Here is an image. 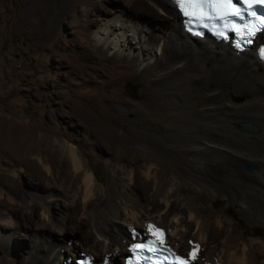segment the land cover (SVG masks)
Here are the masks:
<instances>
[{
    "label": "bare ground",
    "instance_id": "obj_1",
    "mask_svg": "<svg viewBox=\"0 0 264 264\" xmlns=\"http://www.w3.org/2000/svg\"><path fill=\"white\" fill-rule=\"evenodd\" d=\"M142 1L148 4L149 13L134 8L135 2ZM117 3L114 13L108 11L103 0L95 4L99 10H105L104 18L92 30L97 47L132 58L140 69L155 72L153 81L159 84L165 71L169 78L176 77L170 83L162 80L166 91L156 94L158 98H172L173 88L186 86L189 107L204 99L209 102L207 107L182 109L173 115L166 111L165 103L156 102L158 107L163 106L164 114L176 119L175 129L185 126V131H179V139L191 140V166L207 187L177 182L168 176L175 173L169 165L150 153L135 155L125 141L116 139V152L111 153L110 160L122 162V167L110 164L114 170L104 191L98 186L94 170L84 164L79 148L72 143L56 137L50 140L43 133L37 135L21 119L0 122V158L8 165L3 169L6 178H18L23 169L29 170L42 189L35 194H9L0 180L1 204L8 203L10 210L15 211L13 203L18 199L31 213L36 212V206L42 209V223L34 224L30 212L25 219L30 226L34 224L31 228L36 239L30 264H61L59 258L65 250L74 255L75 261V252L81 247L94 257V264H124L132 244L144 238L136 237L138 233L163 240L198 264H264V244L243 238L230 219L212 214L205 207L206 193L216 191L240 206L247 217L264 222V60L257 56L258 47L264 43V31L258 33L252 46L237 52L229 42L186 33L171 0ZM156 19L159 22L155 23ZM117 67L121 68V63ZM233 97H241V101L236 103ZM120 103L129 107L128 113L141 112L126 100ZM162 119L164 129L170 131L171 122ZM187 121L189 126L185 125ZM239 122L244 132L238 129ZM243 124L254 125L257 130L244 129ZM138 135L159 148V143L147 133ZM172 137L167 135L164 139L168 142ZM250 164L257 168L246 170L244 165ZM17 165H22L20 171L10 175L9 169ZM119 173L122 181L118 179ZM60 197L66 201L73 198L72 204L81 198V220L78 226L74 225L80 235L73 238L64 239L61 231L74 210L67 213V207L57 220L50 213V207L55 208ZM10 219L3 221L10 225ZM86 220L91 231L84 230ZM54 236L58 238L54 243L57 249L51 240ZM62 264H68V259Z\"/></svg>",
    "mask_w": 264,
    "mask_h": 264
},
{
    "label": "rangeland",
    "instance_id": "obj_2",
    "mask_svg": "<svg viewBox=\"0 0 264 264\" xmlns=\"http://www.w3.org/2000/svg\"><path fill=\"white\" fill-rule=\"evenodd\" d=\"M96 3L98 0H0V122L21 119L37 135L43 133L49 135L50 140L61 138L72 143L79 148L84 164L94 170L98 186L104 191L108 189L114 168L122 167V162L110 160L111 153L116 152V139L125 141L135 155L150 153L157 161L169 165L175 173L168 176L177 182L183 184L186 181L196 188L207 187L191 166V140L189 137L179 139V131H185V126L175 129L176 119L164 114L163 106L158 107L156 102L165 103L166 111L172 115L182 109L190 111L196 107H207L209 102L204 99L189 107L186 86L173 88L172 98H158L156 94L166 91L162 80L170 83L176 77L169 78V72L165 71L159 77V84L153 81L155 72L150 74L140 69L132 58L117 56L97 47L92 30L99 24L98 20L104 18L102 11L105 10H99ZM103 3L108 11L114 13L117 10V0H103ZM133 6L149 13L148 4L144 1L135 2ZM157 22L158 19L155 20ZM119 63L121 68L117 67ZM120 100L139 108L141 115L128 113L129 107ZM233 101L238 103L241 97H233ZM99 107L101 111L96 110ZM162 118L171 122L173 127L170 131L164 129ZM241 123H238V129L244 132ZM189 124L190 121L185 122L186 126ZM106 126L109 128H104ZM140 132L156 140L159 148L145 142L146 139H140ZM167 135L173 139L166 142L164 138ZM63 155L59 152L60 157ZM110 164L114 165L113 169ZM21 166L12 167L9 174L20 171ZM7 167L6 161L0 158L1 187L6 193H40L41 186L35 183V177L29 170L23 169L18 178H6L3 169ZM118 179L122 181L120 173ZM206 195L207 210L230 219L237 234H242L243 238L264 244V236L255 233L264 230V222L247 217L240 206L230 203L219 192L209 191ZM72 199L57 198L56 207H50V213H54L56 220L67 207V213L71 208L74 210L61 231L64 239L80 235L74 230V225L78 226L81 220V198L76 199V204H72ZM13 207L17 212L11 211L8 203H0V264H30L36 244L31 227L43 222L42 209L36 206V212L31 213L18 199ZM29 212L34 220L31 226L25 220ZM5 218L12 219L10 225L3 221ZM86 221L84 230L91 231ZM133 229L140 232L138 227ZM135 236L141 238L145 234ZM214 239L215 236L211 240ZM51 240L54 245L58 238L54 236ZM89 243L88 240L86 245ZM87 252L81 247L76 250L75 257ZM179 252L183 251L179 249ZM70 253L63 251L59 262L71 259L69 264H72L74 255Z\"/></svg>",
    "mask_w": 264,
    "mask_h": 264
},
{
    "label": "snow or ice",
    "instance_id": "obj_3",
    "mask_svg": "<svg viewBox=\"0 0 264 264\" xmlns=\"http://www.w3.org/2000/svg\"><path fill=\"white\" fill-rule=\"evenodd\" d=\"M177 2L185 15L195 17L198 20L205 18L223 19L229 14L239 15V10L234 8L231 0H177ZM258 2H264V0H258ZM160 242L163 243V240ZM193 258L195 257L193 256ZM180 264H184V261H181Z\"/></svg>",
    "mask_w": 264,
    "mask_h": 264
},
{
    "label": "water",
    "instance_id": "obj_4",
    "mask_svg": "<svg viewBox=\"0 0 264 264\" xmlns=\"http://www.w3.org/2000/svg\"><path fill=\"white\" fill-rule=\"evenodd\" d=\"M180 18H181V16H180ZM243 128L247 129L249 131H256L257 130V128L251 124H243ZM244 168L247 170H253V169H256L257 166L254 164H250V165H244ZM263 179H264V172H263Z\"/></svg>",
    "mask_w": 264,
    "mask_h": 264
},
{
    "label": "trees",
    "instance_id": "obj_5",
    "mask_svg": "<svg viewBox=\"0 0 264 264\" xmlns=\"http://www.w3.org/2000/svg\"><path fill=\"white\" fill-rule=\"evenodd\" d=\"M254 231H255V230H254ZM255 233H256V235H258V236H261V235L264 236V230H260V231L255 232Z\"/></svg>",
    "mask_w": 264,
    "mask_h": 264
}]
</instances>
